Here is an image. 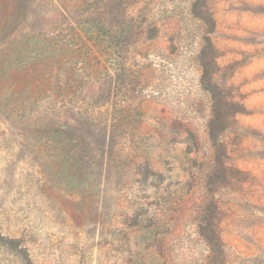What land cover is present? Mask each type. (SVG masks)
Masks as SVG:
<instances>
[{
	"label": "rangeland",
	"instance_id": "rangeland-1",
	"mask_svg": "<svg viewBox=\"0 0 264 264\" xmlns=\"http://www.w3.org/2000/svg\"><path fill=\"white\" fill-rule=\"evenodd\" d=\"M0 264H264V0H0Z\"/></svg>",
	"mask_w": 264,
	"mask_h": 264
},
{
	"label": "trees",
	"instance_id": "trees-1",
	"mask_svg": "<svg viewBox=\"0 0 264 264\" xmlns=\"http://www.w3.org/2000/svg\"><path fill=\"white\" fill-rule=\"evenodd\" d=\"M215 120H217V119H215ZM221 129L224 130V126ZM218 130L220 131L219 125L218 126L215 125V122H214L211 125V129H210V131H211L210 135H211L213 141H216L217 138L219 137L218 134H217L218 133Z\"/></svg>",
	"mask_w": 264,
	"mask_h": 264
}]
</instances>
